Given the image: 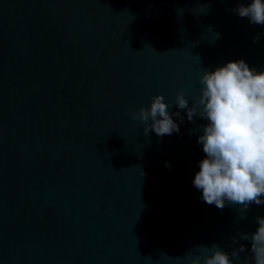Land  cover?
Returning a JSON list of instances; mask_svg holds the SVG:
<instances>
[{
  "label": "water",
  "instance_id": "95a60500",
  "mask_svg": "<svg viewBox=\"0 0 264 264\" xmlns=\"http://www.w3.org/2000/svg\"><path fill=\"white\" fill-rule=\"evenodd\" d=\"M249 2L0 0V264H188L213 244L254 264L239 234L264 204L201 199L207 121L174 104L204 70L264 71V25L233 11ZM155 95L179 133L132 120Z\"/></svg>",
  "mask_w": 264,
  "mask_h": 264
},
{
  "label": "clouds",
  "instance_id": "9594fccd",
  "mask_svg": "<svg viewBox=\"0 0 264 264\" xmlns=\"http://www.w3.org/2000/svg\"><path fill=\"white\" fill-rule=\"evenodd\" d=\"M233 11L251 24L264 25V0H250L247 6L239 3ZM257 40L259 34L253 37ZM200 85L191 106L183 91L174 97L175 108L184 110L189 122L194 117L207 121L197 138L205 158L199 162L193 186L201 191L206 204L219 209L226 202L244 209L264 204V71L257 72L242 59L229 61L213 71L204 70ZM171 107L162 95H155L147 108L140 107L131 118L144 125L145 135L150 131L157 137L172 135L180 131L173 116L181 121L183 117L179 111L170 112ZM165 166L170 165L166 162ZM256 222L259 226L254 233L239 235L250 241L254 264H264V218L257 216ZM232 243H236L235 237ZM197 248L198 256L186 253L188 264H233L230 255L239 260L246 251L243 244L230 255L216 244Z\"/></svg>",
  "mask_w": 264,
  "mask_h": 264
}]
</instances>
